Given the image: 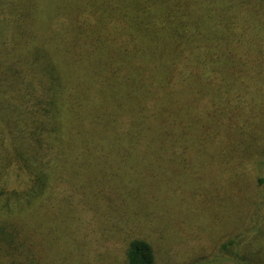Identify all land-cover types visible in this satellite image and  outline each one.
<instances>
[{"label": "trees", "instance_id": "obj_1", "mask_svg": "<svg viewBox=\"0 0 264 264\" xmlns=\"http://www.w3.org/2000/svg\"><path fill=\"white\" fill-rule=\"evenodd\" d=\"M263 11L0 0V264H91L108 244L122 264H158L149 242L123 234L141 224L131 210L150 216L160 188L196 165L189 210L216 217L204 239L231 228L222 249L264 264V50L249 45Z\"/></svg>", "mask_w": 264, "mask_h": 264}, {"label": "rangeland", "instance_id": "obj_2", "mask_svg": "<svg viewBox=\"0 0 264 264\" xmlns=\"http://www.w3.org/2000/svg\"><path fill=\"white\" fill-rule=\"evenodd\" d=\"M263 5L259 0H249V17L254 16V14L259 15V8ZM258 27L264 28L261 24ZM256 32H258L257 29ZM263 38L264 32L260 33V39H253L254 41L249 36V45L258 39L260 48L264 50ZM246 111L249 118V105ZM211 160L220 162L222 159H208L206 163ZM195 168V175L180 178L181 185L160 188L158 191L160 208L158 209L156 206L157 211L153 208L150 211V216L145 217V214L138 209L131 210V213L141 220V224L134 227L132 232L127 231L123 234H130L136 238L140 237L149 242L156 252L158 264H248L245 261L241 262L231 251L227 252L222 249L224 244L238 235L236 234L237 232L233 233V229L229 228L226 234L218 236L217 238L208 237V239H204L205 230L209 226L211 228L216 226V217L214 214H211L209 217H199L193 211L190 212L189 210L192 209V204H194L191 199L198 195L196 193L197 186L201 184L198 180V175H202L204 172L197 165ZM224 178V173H219L216 177L220 181ZM148 206L151 205L149 204ZM140 208L145 207L141 206ZM119 211L121 221H127L129 217L126 208H121ZM143 221L146 224H143ZM228 223L229 220L226 221V224ZM117 226L118 224L116 223L112 224L110 225V229L115 232ZM125 227H122V231H125ZM222 229L225 228L219 227L218 232L221 233ZM106 238L104 237L103 239ZM114 250L115 248L112 244H108L107 248H101L98 252L92 253L93 263L91 264H112V262L122 264L124 257V253H122L123 249L119 251L117 249L115 252ZM114 253L117 254V257ZM88 255L90 256V254ZM66 264L74 263L66 262Z\"/></svg>", "mask_w": 264, "mask_h": 264}]
</instances>
